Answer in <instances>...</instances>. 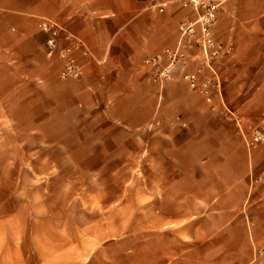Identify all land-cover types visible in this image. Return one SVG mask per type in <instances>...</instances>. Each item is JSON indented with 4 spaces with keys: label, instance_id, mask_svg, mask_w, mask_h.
Listing matches in <instances>:
<instances>
[{
    "label": "crops",
    "instance_id": "1",
    "mask_svg": "<svg viewBox=\"0 0 264 264\" xmlns=\"http://www.w3.org/2000/svg\"><path fill=\"white\" fill-rule=\"evenodd\" d=\"M220 1L215 36L226 47H231L229 53L214 62L222 78L223 101L215 94L210 103L189 90L181 78L180 68L174 72V80L165 85L166 92L164 88L159 90L150 79L144 59L178 43V23L186 11L174 5L165 13H159L149 9L146 0H0V71L16 80L14 93L60 94L64 98V103L57 102L46 108L42 119L36 121L37 125L46 124L55 110L62 109L65 113H89L92 116L82 117L76 125H87L88 118L105 117L110 126L140 128L147 125L161 108L164 110L168 95L173 93L177 111H180L175 119L192 131L193 137L188 142L203 141L206 144L200 150L187 152L192 160L202 157V164L180 167L176 171L187 174L191 180L172 182L170 186L176 188L186 184V203L205 206V217L197 220L195 215L187 219L178 216L171 222L162 220L164 223L156 231H170L172 240L186 245L196 240L212 245L211 239L234 236L242 239V247L251 249L255 243L253 239L264 238V145L250 151L249 170L240 173L234 168L232 182L220 177L207 183L204 177L193 176L221 174L232 169L226 165L230 154L222 143L238 142L241 147L242 139L238 133L243 136L244 132L238 121L233 125L232 134L224 132L225 125L235 120L233 111L257 110L254 120L264 125V83L255 87L248 85L241 96L234 90L225 96L228 85L222 75L226 69L230 68L234 75L241 67L253 64L257 68L250 72L256 74L263 64L264 0ZM42 18L59 21L80 37L92 53L93 57L88 59L77 54L83 66L80 79H62V61L57 55L45 53V35L38 28ZM66 43L62 39L60 44ZM202 64L200 51L191 48L189 70L195 71ZM234 76L230 86L238 83L239 75ZM26 83H32L34 89L24 90L22 86ZM151 86L154 91L149 90ZM148 106L154 116L146 117ZM118 112L123 115L118 116ZM215 142L218 145H211ZM233 154L241 157L243 152L238 150ZM216 189L219 192H215ZM179 204H184V199L179 200ZM207 210H210L208 214ZM39 219L28 216L23 220L16 212L0 218L3 228L0 230V264H91L95 248L91 244L96 237L92 232L79 240L68 241L66 231L50 226L42 233V243L50 244L49 250L43 248V254L36 251L38 233L34 228L31 231L19 229V222L26 221L27 226L36 227ZM198 221H203L205 227H196ZM206 225L215 228L208 231ZM24 237L30 240L27 243L32 245V251L24 252ZM37 258L38 262H34ZM175 259L173 257L164 264H175Z\"/></svg>",
    "mask_w": 264,
    "mask_h": 264
},
{
    "label": "rangeland",
    "instance_id": "2",
    "mask_svg": "<svg viewBox=\"0 0 264 264\" xmlns=\"http://www.w3.org/2000/svg\"><path fill=\"white\" fill-rule=\"evenodd\" d=\"M256 66H243L235 72L234 75H239L235 86L229 85L235 76L230 68L226 69L222 74L228 85L225 96L232 90L241 96L250 85L263 84L264 62L256 74H251ZM15 85L14 78L0 71V218L13 212L23 220L28 216L40 217L36 227L27 226L26 221L19 222V229L34 228L38 233L36 251L49 250L50 244L42 243V233L51 226L66 231L68 241L79 240L92 232L96 242L91 244L95 247L91 264H164L173 257L175 264H255L256 261L264 264V256L257 253L264 248V238L253 239L252 248L246 249L242 247V239L234 236L211 239L212 245L201 240L186 245L172 240L170 231H156L164 223L162 220L205 217V206L186 203V184L170 186L172 182L191 180L187 174L176 171L202 164V157L192 160L187 152L200 150L206 144L188 142L193 137L192 131L175 119L180 111L173 93L168 95L164 110L161 108L155 116L151 112L154 102L148 106L146 117L150 114L154 117L140 128L110 126L105 117L88 118L87 125H76L82 117L92 116L65 113L62 109L55 110L46 124L37 125L45 109L57 102L64 103V98L60 94L14 93ZM22 87L34 89L32 83ZM149 90L154 88L151 86ZM233 112L234 122L225 125L227 134L233 133L237 121L246 134L261 126L254 120L257 110ZM236 129L239 132L240 126ZM238 135L242 139L241 147L238 142L222 143L230 154L226 158L230 171L193 176L204 177L207 183L220 177L232 182L234 168L240 173L249 170V153L261 145L248 148L240 132ZM238 150L243 152L241 157L233 154ZM182 199L184 204L178 205ZM199 226L205 227L204 222L198 221L196 227ZM206 228L210 231L215 227L206 225ZM0 230L3 231L1 226ZM27 241L30 240L24 237L25 253L27 249L33 250Z\"/></svg>",
    "mask_w": 264,
    "mask_h": 264
},
{
    "label": "built area",
    "instance_id": "3",
    "mask_svg": "<svg viewBox=\"0 0 264 264\" xmlns=\"http://www.w3.org/2000/svg\"><path fill=\"white\" fill-rule=\"evenodd\" d=\"M149 9L165 13L176 5L186 11L184 18L178 23L179 40L174 47L166 48L161 53L148 56L144 64L150 79L161 89L175 78L174 72L180 68L181 78L189 90L201 95L206 101L213 103L214 95L223 101V83L214 62L231 51L215 36V25L218 19L220 0H146ZM38 28L45 35L44 50L50 55H57L62 61L61 78L80 79L83 66L77 58L81 53L85 58L93 55L83 40L55 19L42 18ZM67 41L61 46V40ZM191 48L200 51L203 64L195 71L188 68ZM214 106V105H213ZM264 118V114H263ZM248 148L264 144V125L258 126L250 134L243 132ZM264 256V248L258 250ZM255 264H263L256 261Z\"/></svg>",
    "mask_w": 264,
    "mask_h": 264
}]
</instances>
